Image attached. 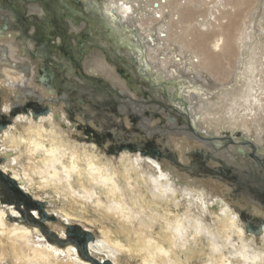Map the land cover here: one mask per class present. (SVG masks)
Returning a JSON list of instances; mask_svg holds the SVG:
<instances>
[{
    "label": "bare ground",
    "instance_id": "1",
    "mask_svg": "<svg viewBox=\"0 0 264 264\" xmlns=\"http://www.w3.org/2000/svg\"><path fill=\"white\" fill-rule=\"evenodd\" d=\"M8 1L0 0V110L7 109L0 113V121H6L0 128V195L7 185L18 201L29 203L30 195L45 216L78 222L81 241L88 230L97 232L89 233L87 250L79 245L74 251L70 245L61 247L59 224L47 220L58 234L44 233L38 228L39 215L31 226L23 217L10 221L0 204V264H264V225L256 235L246 231L241 219L242 210L264 217L263 207L254 202L237 207L228 183L213 176L195 178L196 169L187 165L189 160L196 164L198 149L205 155L224 149L223 159L237 145L250 151L238 132L264 158V0H100V5L80 0L81 10L68 14L53 4L56 17L38 1ZM13 3L20 9L26 4V16L36 21L28 22L32 25L22 37L21 20L28 18L14 15L18 10ZM63 25L62 36L73 40V55L78 53L76 38L88 33L79 59L86 73L126 92V77L117 69H129L152 103L147 109L161 102L181 120L186 113L213 140L184 133L187 127H174L176 123L151 112L142 121L150 127L145 129L148 137H133L146 146L158 137L159 156H174V162L167 158L177 172L147 150H116L119 145L108 137L111 131L94 116L87 120L75 113L69 122L63 99L83 88L58 49L65 44L55 29L60 32ZM38 29L41 38L51 36L49 47L60 52L49 54L48 61L58 93L48 92L37 80L44 61L43 50L32 56ZM29 99L48 111L33 117L29 109L14 116V109H23ZM165 121L173 125L171 135L157 133ZM133 128L112 131L130 134ZM212 162L217 165L212 158L205 163Z\"/></svg>",
    "mask_w": 264,
    "mask_h": 264
},
{
    "label": "water",
    "instance_id": "2",
    "mask_svg": "<svg viewBox=\"0 0 264 264\" xmlns=\"http://www.w3.org/2000/svg\"><path fill=\"white\" fill-rule=\"evenodd\" d=\"M40 2L45 9L51 12L52 16L56 17L55 11L56 8L53 6V4H58L66 9L67 14L68 12L71 13L74 9L81 10L82 3L80 0H34ZM73 4V8H70V3ZM94 5H100V0H95V2H92ZM18 6V5H17ZM65 6V7H64ZM69 7V8H68ZM72 9V10H71ZM16 10L13 11L14 15H18ZM110 13H114L113 9L110 10ZM64 14V13H63ZM16 17V16H15ZM53 17V18H54ZM64 24V23H63ZM115 25L118 28L120 27V23L118 21L115 22ZM55 23L52 21V31L55 28ZM27 26H24L23 29H21V36H25V29ZM65 30V25H63V28L58 30V33L63 40V44L60 47L58 46V49L62 52L63 56L72 64L71 71L75 74V78L78 80H82V82H78V85L82 88V91H72L71 93L76 94L75 98H71L68 94L67 97L63 100L65 101L66 105V111L69 113L70 118H72L75 113L76 114H82L83 116L88 118L93 117H99V113H95V115L88 114L86 109H84L81 105H87V107L95 108L96 110H107L112 112L116 117H123L125 114L130 118L132 121V124L134 125L135 130L137 134L145 135V129H149L147 125V121L143 123L142 121L145 118H148V115L157 117V115H161V118H159L161 121L163 118L169 122H174L179 126L187 127L190 132H193L194 135H196L199 139L202 141L207 140H213L212 136L202 135L190 122L189 117L186 113H184L185 119L181 120L178 118L171 110H167L168 108L166 106H163L160 103H157V106L155 105L152 109H147L145 106H151L152 103L147 101L144 97L145 91L143 89V86L137 87L135 83H138V79L134 75L129 72V69H124V71L118 67V73L126 78L125 81L127 82L128 89L130 91H133L135 95L139 97L137 100V104L134 105L132 101H134L133 97L128 95L124 91H119L116 87L111 85V83L107 82L106 79H104L101 76L97 75H89V73H86L79 64L80 56L83 55L85 51V42L88 33H83L80 38L77 39V50L78 53L76 55H73L72 48L67 37H63V31ZM95 31V30H94ZM57 32V30H56ZM41 29L38 30L36 34L33 35V41L36 44V49L33 51L32 56H36L38 52L41 53V50L44 52V61L42 66L40 65L37 80L39 83H41L45 88L48 89V92H59L60 87H56L54 85V75L56 77L55 71L51 69L48 65L49 59V51L51 49H54V47H49L48 41L50 40V37H42L41 38ZM55 36V33L53 34ZM127 44H131L130 40L126 39ZM63 46V48H62ZM121 58V57H120ZM131 62L137 63L135 58H131ZM52 64L60 68L59 70H63V65L56 63L55 61H52ZM121 69V70H120ZM73 80L76 82V80L73 77ZM150 92V91H148ZM152 94V92H151ZM153 95V94H152ZM156 95V94H155ZM98 98V99H97ZM155 100L153 99L152 102ZM73 102L74 107L73 110L70 109V103ZM124 103V107L121 106V104ZM156 104V102H154ZM36 111L33 112L31 109V115L33 117H36L39 114L46 113L47 107H43L40 105L39 102L35 105ZM105 107V108H101ZM15 110V109H14ZM165 115H162V114ZM72 114V115H71ZM12 116V114H11ZM151 116V117H152ZM106 118H110V116L104 115ZM153 118V117H152ZM161 123L159 125V129L157 130V133H161L163 135L166 134L167 131H170L168 128H170V124ZM6 121H0V128H3L6 126ZM182 122V124H180ZM121 127V125L119 126ZM87 129V128H86ZM107 133L109 132L108 130ZM110 135L108 136L110 141L116 142L119 146L116 150L122 148V149H140L141 153H144L146 150L150 153H155L157 156L160 155L158 145L155 144V142H149L148 145L143 141H135L134 139V132H131L130 134H120V133H113L109 132ZM238 136L240 138V143L246 144L249 146L250 151H246L243 146L237 145L234 152H231L228 157V159H223L222 157H219L217 155H213L212 153H208L205 155V153L202 151L203 149H198L196 151V155L199 159L195 163H191L190 167L192 165L199 166V169L202 172H205V174L212 175L215 178H218L220 181H223L225 183H228L230 185V195L232 197V202L238 207V203H245L248 206L251 204V202H254L264 209V158H260L257 155L258 147L254 145L250 140L243 138L242 134L238 132ZM100 145L99 143H97ZM108 152H112V149H107ZM106 150V151H107ZM227 150V149H226ZM164 156L168 157L172 162H174V156H168L165 152L163 153ZM212 158L216 161L217 165H213L212 167L207 165L206 159ZM249 161H252L253 163L249 164ZM238 163L239 166L236 164ZM193 166V168L195 167ZM192 168V169H193ZM196 171H194L195 173ZM258 176L255 180V177L253 175ZM34 203V202H32ZM249 214L248 211L242 210L241 213V219L245 222V229L247 232H252L254 234H259L261 231L262 226L264 225V217L260 216H254ZM83 240L91 238V235L89 233H86L85 235H82ZM84 245L80 244V247H83Z\"/></svg>",
    "mask_w": 264,
    "mask_h": 264
},
{
    "label": "snow or ice",
    "instance_id": "3",
    "mask_svg": "<svg viewBox=\"0 0 264 264\" xmlns=\"http://www.w3.org/2000/svg\"><path fill=\"white\" fill-rule=\"evenodd\" d=\"M36 101L33 99H29L28 102L25 104L23 109H15L13 111V115L15 116L17 111H23L27 113L29 109H31L33 112L36 111ZM7 109L0 110V113L6 112ZM17 119H25L26 116H18ZM50 118V117H49ZM0 119H3V116L0 115ZM15 163V161H13ZM18 191H22L19 186H17ZM29 203H23V201H12L6 199L3 195H0V204H3V212L7 215L8 220L14 221L16 218L23 217L25 221L29 223V226H31L32 223H34L35 217L38 215L41 217L39 223L41 225L44 224L46 220H50L54 224H59L60 227L63 229L62 232L59 233V236H57V239L59 237H63V241L61 243V247L64 246H72L74 251H77L79 248L80 243H83L85 250L88 248V241L87 239H84L83 241L80 240V234L83 233V229L76 221L67 220L64 218H58L56 216H45L42 212V206L39 203H31V196H28ZM23 204V206H22ZM39 209L40 211H37ZM27 213V215H25ZM48 231H52L53 235H56L55 231L51 228L48 229Z\"/></svg>",
    "mask_w": 264,
    "mask_h": 264
},
{
    "label": "rangeland",
    "instance_id": "4",
    "mask_svg": "<svg viewBox=\"0 0 264 264\" xmlns=\"http://www.w3.org/2000/svg\"><path fill=\"white\" fill-rule=\"evenodd\" d=\"M26 4H22L21 5V9H22V13H21V15H22V18H28L27 16H26V13L27 12H24V9H26ZM28 19H30V18H28ZM27 19V20H28ZM31 21H33V22H36L35 20H32V19H30ZM224 21L226 20V19H223ZM22 21V23H23V27H24V22H25V20H21ZM31 23L28 25V27H27V30H29L30 29V27H31ZM68 29V28H67ZM57 32H58V30H57ZM65 32H66V30H65ZM55 38H59L58 36H55ZM70 43H72L73 42V40L72 39H70V40H68ZM52 50V51H51ZM50 51H49V54L51 55V56H55L57 53H59L60 54V52L58 51V49H56L55 50V48L54 49H51ZM54 53V54H53ZM124 79V78H123ZM125 80V79H124ZM149 82V81H148ZM135 85H136V83H135ZM118 89V88H117ZM126 93H127V91L129 90L128 89V87H126ZM128 93H130V94H128ZM128 95H130V96H132L133 95V91H131L130 92V90L128 91ZM69 95V94H68ZM71 95V96H70ZM70 97L73 99V98H75V96H76V94H74V93H71L70 92ZM135 95V94H134ZM134 98L135 99H139V97L137 96V95H135L134 96ZM98 99V98H97ZM84 109H86V111H87V113L89 114H91V115H95V113H99L98 114V116L99 117H96V122L98 123V124H101V125H103L105 128H106V130H109V131H111V132H113L114 130L113 129H117L120 125L121 126H123V127H127V129L130 131L131 129H132V127L134 126L133 124H132V121L130 120V118L128 117H126V118H122L123 120H121V118L120 117H116L112 112H110V111H107V110H101V111H99L98 112V110H96L95 108H92V107H87V105H81ZM154 107V106H153ZM101 108H105V107H101ZM65 113H66V116H67V120L69 121V122H71L70 120H69V114H67V112L66 111H64ZM104 115H107V116H110V118H106V117H104ZM74 118V117H73ZM118 119V120H117ZM90 120V119H89ZM145 123V122H144ZM126 124V125H125ZM148 125V124H147ZM149 126V125H148ZM173 125H171L170 127H172ZM174 127H183L182 125L181 126H179V125H175ZM150 128V127H149ZM113 130V131H112ZM88 131V130H87ZM116 131H119L118 129L116 130ZM122 131V130H121ZM78 132H80V131H78ZM171 132L172 131H169V134L171 135ZM188 132H190L189 130H187V131H184V133H188ZM134 134L135 135H137V132L135 131L134 132ZM167 135V137H169L170 135ZM156 143H159L158 142V137L154 140ZM232 144H228L227 145V147H230ZM109 153H111V152H109ZM223 153H225L224 152V149H221V150H218V151H216L215 152V155H217V156H221V155H223ZM158 160H162V161H165L166 163H168L169 165H172L173 166V168L177 171V172H180L179 170H178V168L173 164V163H171V161L167 158V157H163V156H159V158H157ZM192 160H189L188 161V163H187V165L190 167V164L192 163L191 162ZM211 164V165H210ZM209 164V166H213L215 163L214 162H212V163H210ZM193 166H195V165H193ZM197 166V165H196ZM194 167L196 170V172L194 173V174H192V176L193 177H195V178H198V179H214L213 177H212V175H209V174H205V172H202L200 169H199V166L198 167ZM191 171V170H190ZM192 172V171H191ZM221 182H223V181H221ZM223 183H225V182H223ZM8 186L6 185H3V187H2V194H3V196L4 197H6V199H8V200H12V201H18L17 199L19 198H17L16 196H13V194L14 193H12V191H11V189L8 187ZM229 192H230V190H229ZM32 203V202H31ZM22 206H23V204H22ZM27 214V213H26ZM34 219V218H33ZM36 220L38 221V228H40V229H42L43 230V232L44 233H52L53 234V232L52 231H48V229L49 228H51V229H53L54 231H55V233L56 234H58V231L53 227V225H52V223L50 224V222L49 221H45L44 222V224L43 225H41L40 223H39V221H40V217H37L36 218ZM36 222V221H35ZM93 231V232H92ZM87 232H91V234L92 233H96L97 232V230L96 229H94V230H88ZM63 238V237H62ZM83 239V238H82ZM80 258L81 259H83V257L82 256H80ZM94 259L95 260H98L96 257H94ZM91 264H93L92 262H90ZM102 264V263H101Z\"/></svg>",
    "mask_w": 264,
    "mask_h": 264
},
{
    "label": "flooded vegetation",
    "instance_id": "5",
    "mask_svg": "<svg viewBox=\"0 0 264 264\" xmlns=\"http://www.w3.org/2000/svg\"><path fill=\"white\" fill-rule=\"evenodd\" d=\"M5 2H6V4L8 3V4H11L8 0H5ZM22 5V4H21ZM21 5H20V7H21ZM9 6V5H8ZM13 7L14 8H16L18 11H15V12H17L18 13V15H16L18 18H19V15H21V9L15 4V3H13ZM22 16V15H21ZM20 19V18H19ZM31 20L30 19H28V20H26L25 22H27V24H25V22H24V26H28L29 25V23L28 22H30ZM22 22V21H21ZM27 29V28H26ZM42 32H44V31H42ZM55 32H56V29H55ZM57 33V32H56ZM87 131V130H86Z\"/></svg>",
    "mask_w": 264,
    "mask_h": 264
},
{
    "label": "crops",
    "instance_id": "6",
    "mask_svg": "<svg viewBox=\"0 0 264 264\" xmlns=\"http://www.w3.org/2000/svg\"><path fill=\"white\" fill-rule=\"evenodd\" d=\"M27 27H28V26H27ZM38 30H39V29H38ZM37 32H38V31L36 30V33H37ZM36 33H35V34H36ZM35 45H36V44H35Z\"/></svg>",
    "mask_w": 264,
    "mask_h": 264
}]
</instances>
